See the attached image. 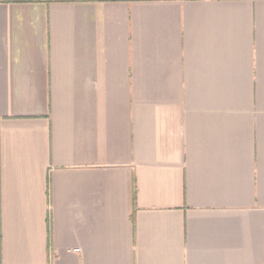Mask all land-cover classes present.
Segmentation results:
<instances>
[{
  "label": "crops",
  "instance_id": "obj_1",
  "mask_svg": "<svg viewBox=\"0 0 264 264\" xmlns=\"http://www.w3.org/2000/svg\"><path fill=\"white\" fill-rule=\"evenodd\" d=\"M0 264H264V0H0Z\"/></svg>",
  "mask_w": 264,
  "mask_h": 264
},
{
  "label": "built area",
  "instance_id": "obj_2",
  "mask_svg": "<svg viewBox=\"0 0 264 264\" xmlns=\"http://www.w3.org/2000/svg\"><path fill=\"white\" fill-rule=\"evenodd\" d=\"M76 252H79V251L76 250Z\"/></svg>",
  "mask_w": 264,
  "mask_h": 264
}]
</instances>
